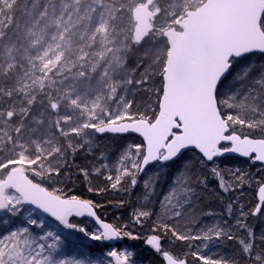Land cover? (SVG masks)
Returning <instances> with one entry per match:
<instances>
[{"label": "snow or ice", "instance_id": "1", "mask_svg": "<svg viewBox=\"0 0 264 264\" xmlns=\"http://www.w3.org/2000/svg\"><path fill=\"white\" fill-rule=\"evenodd\" d=\"M170 8L140 41L152 52L137 61L144 73L126 75L103 107L67 108L42 88L26 110L46 105L33 122L49 127L27 139L28 117L8 114L19 142L9 145L15 158L0 161V264H264V0ZM132 85L155 102L136 107ZM93 133L123 143L97 152ZM73 167L88 192L127 196L117 207L128 222L106 221L101 204L74 194ZM97 178L104 187H93ZM246 185L254 189L247 204L235 196ZM73 237L97 242V251L73 254ZM125 240L141 241L147 256Z\"/></svg>", "mask_w": 264, "mask_h": 264}, {"label": "trees", "instance_id": "2", "mask_svg": "<svg viewBox=\"0 0 264 264\" xmlns=\"http://www.w3.org/2000/svg\"><path fill=\"white\" fill-rule=\"evenodd\" d=\"M0 2V17L10 13L12 20L15 21L13 23L15 28H23L21 22L16 21L20 16H24L27 26L31 25L34 33L38 34L35 46L38 49V59H40L41 64L38 63L36 72L29 69L31 63L27 65L22 60L16 63L17 69H10L8 74H0V110L5 111L3 116L11 112L23 113L28 117L23 120L26 139L31 134L42 135L46 129L41 127L35 133L31 132L36 126L33 117L38 115L46 105L42 106L37 103L31 109L32 115H29L26 110V102L37 97L42 88L53 98L60 97L67 100V108L84 107V109H88L93 104L97 108H101L105 97L110 96L115 88L109 87L110 83L104 76L105 72L111 68L109 61L111 54L122 49L125 58L122 71H117L114 68L110 73H107V76L113 78V81L122 80L131 71L135 78L139 79L145 69L138 67L137 61L152 55V52L148 50L151 47L148 43L137 45L133 42L132 0H0ZM172 3L174 2L156 0L154 6L157 16L153 22L154 28L159 26L165 15H171L170 4ZM44 70H48L50 82L47 85L49 86L41 82V85L28 87L29 89L22 85L14 87L18 82L24 80L25 73L29 74L32 71L40 77L41 74L43 76ZM8 75L11 77L10 80ZM158 80V75L152 76L150 85L158 87ZM51 82L54 84L52 85ZM129 97L136 102V107L155 102L154 94L144 92L135 85L130 86ZM8 121H11L17 129L19 128L15 118H10ZM15 136L16 132L13 131L11 133L12 139ZM90 139L94 142L93 146L97 152L103 153L111 150L109 146L123 143L122 139L113 135L101 136L93 133ZM0 150H2L0 161H3L9 156L5 154V147H0ZM85 162L83 151H78L75 164L83 166ZM231 162L247 168L243 161L236 158H233ZM258 167L259 165H256L247 170L255 171V168ZM71 176L72 181H74L72 189L74 194L93 199L102 205L97 210L98 215L108 222H128V210L117 207L122 198L128 199L127 196L113 191L100 194L88 192L84 181L76 178L75 167L72 169ZM92 185L93 187L105 186L104 182L98 178L93 179ZM253 195L254 189L247 185L235 193L240 202L245 204L253 199ZM210 206L217 211L223 207L217 199H213ZM118 217L119 221H117ZM211 220L215 222L214 217ZM85 222L88 226L95 227L88 218H85ZM124 243L135 245L136 249L141 251L142 256H147V252L142 250L141 241L125 240ZM88 248L96 252L97 242L88 241L85 244L75 246L72 253L77 254L80 251H86ZM215 252L216 249L213 248L210 254L214 255Z\"/></svg>", "mask_w": 264, "mask_h": 264}, {"label": "rangeland", "instance_id": "3", "mask_svg": "<svg viewBox=\"0 0 264 264\" xmlns=\"http://www.w3.org/2000/svg\"><path fill=\"white\" fill-rule=\"evenodd\" d=\"M143 1L144 0H132L131 3L132 9L136 5L141 4ZM163 1L175 2V0H163ZM153 10L156 11L155 6L153 7ZM14 22L15 21L12 20V16L10 13L4 17H0V74L2 73L8 74L10 69H17L16 63L22 60L25 61L27 65L31 63V65L29 64L31 66L29 67V69L36 72L35 69L38 68V63L41 64L40 59H38L39 52L35 46L36 44L35 40L36 37L38 38V34L34 33L31 25L27 26L26 18L24 16H20L16 21L18 23L21 22L23 28L20 27L15 28V26L13 25ZM18 26L20 25L18 24ZM109 61L111 63V68L110 70H107V72H105L104 76L107 78V82L110 83L109 87L111 88L112 86L116 87L120 85V81H122L120 79L113 81L112 80L113 78L108 77L107 73H110L112 70H114V68L117 71H122L124 69L125 58L123 55V50L122 49L116 50L113 54H111ZM32 71L29 74L25 73L24 80L20 83L18 82V84L14 87H18L22 85V86H26L25 88H28V87H34L37 84L41 85L42 84L41 82H43V84L45 85H47L50 82L48 76V70H44L43 76L41 74L40 77L36 76V74ZM8 77L10 80L11 77L9 75ZM14 83L16 82L14 81ZM51 84L53 85L54 83L51 82ZM103 106L104 104L101 105V107ZM85 111H87V109H85ZM4 113H5L4 110H0V115H3ZM5 117L6 119L0 120V125H3L2 127H0V147L2 146L5 147L6 156H11L12 158H15V153L13 152V149L9 147V145L19 142V138L17 136L13 137V139L11 137V133L14 130H18V129L16 128V126L12 124L11 121H8V119L10 118H8L7 114H5ZM43 127L47 129L49 125L46 124ZM40 128L41 127H39L38 123H36L35 129L39 130ZM24 134H22L23 138L26 139V136H24ZM76 235L78 236L80 234L77 233ZM73 240L74 243L72 245L71 251L75 246H79L88 242V240L85 239L81 243V241L76 240L75 237H73Z\"/></svg>", "mask_w": 264, "mask_h": 264}, {"label": "water", "instance_id": "4", "mask_svg": "<svg viewBox=\"0 0 264 264\" xmlns=\"http://www.w3.org/2000/svg\"><path fill=\"white\" fill-rule=\"evenodd\" d=\"M156 0H145L143 3L136 5L132 11V20L134 23L132 38L135 44H140V41L153 30V22L157 16V12L153 10ZM97 134V133H96ZM97 135H113L110 133ZM89 219V218H88Z\"/></svg>", "mask_w": 264, "mask_h": 264}, {"label": "bare ground", "instance_id": "5", "mask_svg": "<svg viewBox=\"0 0 264 264\" xmlns=\"http://www.w3.org/2000/svg\"><path fill=\"white\" fill-rule=\"evenodd\" d=\"M144 1H145V0H144ZM144 1H143V2H144ZM143 2H142V3H143ZM0 3H1V2H0ZM131 18H132V15H131ZM132 22H133V20H132ZM133 24H134V23H133Z\"/></svg>", "mask_w": 264, "mask_h": 264}]
</instances>
